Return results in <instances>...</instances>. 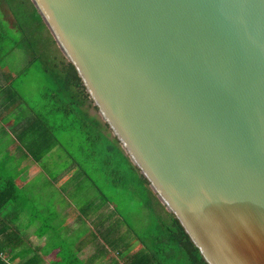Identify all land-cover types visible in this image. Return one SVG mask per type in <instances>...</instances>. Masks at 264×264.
Here are the masks:
<instances>
[{
	"label": "water",
	"instance_id": "1",
	"mask_svg": "<svg viewBox=\"0 0 264 264\" xmlns=\"http://www.w3.org/2000/svg\"><path fill=\"white\" fill-rule=\"evenodd\" d=\"M207 264H264V0H30Z\"/></svg>",
	"mask_w": 264,
	"mask_h": 264
},
{
	"label": "crops",
	"instance_id": "2",
	"mask_svg": "<svg viewBox=\"0 0 264 264\" xmlns=\"http://www.w3.org/2000/svg\"><path fill=\"white\" fill-rule=\"evenodd\" d=\"M13 23L0 0V264H129L145 249L131 214L101 196L87 162L68 154L23 97L29 61L13 54L21 51Z\"/></svg>",
	"mask_w": 264,
	"mask_h": 264
},
{
	"label": "trees",
	"instance_id": "3",
	"mask_svg": "<svg viewBox=\"0 0 264 264\" xmlns=\"http://www.w3.org/2000/svg\"><path fill=\"white\" fill-rule=\"evenodd\" d=\"M3 2L14 17L16 45L29 61V67L20 79L35 90L39 87L41 90L39 101L43 110L33 108L44 118V121L39 120L49 133L54 130L64 147L66 143L62 141L61 133L66 127L55 120L62 115L68 125L77 123L78 130L85 135L84 143H88L85 149L84 144L79 145L80 156L77 158L87 162L85 166L90 167L92 183L101 196L117 205L118 211L131 214L130 229L145 249L132 257L129 264H207L179 221L159 202L147 180L130 162L108 125L101 120L77 71L57 48L31 1ZM89 130L94 134L90 135ZM68 154L75 156L70 149ZM122 200L127 201L126 205ZM143 214L146 221L134 219L143 218ZM140 227L145 231L141 232Z\"/></svg>",
	"mask_w": 264,
	"mask_h": 264
},
{
	"label": "rangeland",
	"instance_id": "4",
	"mask_svg": "<svg viewBox=\"0 0 264 264\" xmlns=\"http://www.w3.org/2000/svg\"><path fill=\"white\" fill-rule=\"evenodd\" d=\"M14 34H17V32L16 31L9 32L10 37H11V35H14ZM4 49L9 50V48H7V47H4ZM16 53H20V54H16ZM13 54L20 57V56H22L23 53H22V51H18V52L14 51ZM10 62L12 64L15 63V61L12 59H10ZM40 83H43V81H40ZM25 92H28L29 95L27 96ZM25 92H23V97L28 100L30 105L35 106V107L40 109L41 103H42L41 101H39V100H41V96H39V93L41 92L40 87L35 90V88L33 86H31V89H29L28 91H25ZM40 110H43V109H40ZM42 112L45 114V111H42ZM55 122L56 123L61 122V123L65 124L64 126L66 127V130L62 129L64 132L61 133V139L64 143H66L67 151L69 149L71 151H73L76 158L78 156H80L78 153L79 152V150H78L79 145L84 144L83 148L85 149V148H87L88 143H84L86 141L85 137H84L85 135L78 130L77 123L75 122L72 125L71 124L68 125L67 121L64 122L62 115L58 116V118L55 120ZM88 132L90 135L94 134L92 130H89ZM140 230H141V232L145 231L142 227H140Z\"/></svg>",
	"mask_w": 264,
	"mask_h": 264
}]
</instances>
